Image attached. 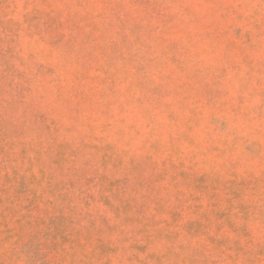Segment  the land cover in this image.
Returning <instances> with one entry per match:
<instances>
[{
	"label": "rangeland",
	"instance_id": "obj_1",
	"mask_svg": "<svg viewBox=\"0 0 264 264\" xmlns=\"http://www.w3.org/2000/svg\"><path fill=\"white\" fill-rule=\"evenodd\" d=\"M0 264H264V0H0Z\"/></svg>",
	"mask_w": 264,
	"mask_h": 264
}]
</instances>
